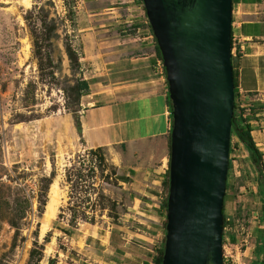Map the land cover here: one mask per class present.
I'll list each match as a JSON object with an SVG mask.
<instances>
[{"label":"rangeland","instance_id":"rangeland-1","mask_svg":"<svg viewBox=\"0 0 264 264\" xmlns=\"http://www.w3.org/2000/svg\"><path fill=\"white\" fill-rule=\"evenodd\" d=\"M155 42L141 0H0V264L81 261L101 248L90 232L101 237L127 224L122 213L148 190L137 164L168 160L169 149L145 141L140 155L122 145L68 147L66 120L81 106L128 100L159 84L147 61ZM240 144L230 130L229 150ZM222 249L223 264L247 261L241 248L225 241Z\"/></svg>","mask_w":264,"mask_h":264},{"label":"water","instance_id":"water-1","mask_svg":"<svg viewBox=\"0 0 264 264\" xmlns=\"http://www.w3.org/2000/svg\"><path fill=\"white\" fill-rule=\"evenodd\" d=\"M171 101L160 264H223L234 83L231 0H141Z\"/></svg>","mask_w":264,"mask_h":264},{"label":"crops","instance_id":"crops-1","mask_svg":"<svg viewBox=\"0 0 264 264\" xmlns=\"http://www.w3.org/2000/svg\"><path fill=\"white\" fill-rule=\"evenodd\" d=\"M230 24V33L240 38L241 48L231 55L234 87L243 92L241 118L249 124L260 160L257 167L243 145L242 150L229 151L224 213L238 217L243 228L240 232L222 230L221 238L222 245L226 241L234 248H241L240 252L247 260L243 264H264V0H231ZM152 55L155 57L147 61L162 81L159 84L149 82L145 90L139 87L137 96L128 100L87 107L80 103L83 108L78 109L76 119L67 116L68 147L81 144L83 148L95 149L122 145L129 154L137 152L140 155L138 149L145 141L169 149L168 87L166 77L162 78V60L156 54ZM75 123L78 127L74 134ZM77 138L79 142H76ZM159 161L156 164L146 158L144 164H137L136 169L146 178L144 186L148 190L139 189L142 198L134 199L133 210L122 213L121 217L122 223L131 224L133 228L128 229L127 224H122L118 230L106 231L101 237L97 230L95 234L90 232V240L98 241L100 251L81 261L70 259L63 264H154L160 247L155 243L161 235L158 218H164L160 204L165 196L162 183L168 163L166 157ZM85 245L90 247L88 243Z\"/></svg>","mask_w":264,"mask_h":264},{"label":"trees","instance_id":"trees-1","mask_svg":"<svg viewBox=\"0 0 264 264\" xmlns=\"http://www.w3.org/2000/svg\"><path fill=\"white\" fill-rule=\"evenodd\" d=\"M230 36H231V33H230ZM155 52H156L157 56L159 57V59L162 60L161 54H160V51H159V49L157 47L156 42H155ZM68 56H69V58H71V54H68ZM163 71H164V67H163ZM164 74H165V71H164ZM233 83H234V81H233ZM166 84H167V81H166ZM77 86H78V91L79 92L83 91L84 94L86 93L85 91L87 89V84H86L85 81H79ZM234 89H235V87H234ZM234 92H235V90H234ZM167 103H168V106H169V115H170V119H171V101H170L169 97H167ZM236 108H237V102H236V97L234 95L233 116H232V119H231V130L234 133L236 139L243 145V147L249 153V156L251 158L252 163L256 164V166L258 167L260 158H259L258 151H257V149H256V147H255V145H254V143H253V141L251 139V136H250L249 124L246 121H244V119L241 118L240 115L236 114ZM169 143H170V133H169ZM168 161H169V157H168ZM167 165H168V163H167ZM229 165H230V162H228V168H229ZM163 183H165L166 185L168 184V167L166 169L165 181ZM163 205L166 208V197L164 199ZM224 209L225 208H224V203H223V206H222V214H223L222 226H223V223H224V218L226 216L225 213H224ZM163 227L165 229V219L163 221ZM163 243H164V236L162 238L160 247L157 249V254L154 257V264H160L161 263V258H162V253H163Z\"/></svg>","mask_w":264,"mask_h":264},{"label":"built area","instance_id":"built-area-1","mask_svg":"<svg viewBox=\"0 0 264 264\" xmlns=\"http://www.w3.org/2000/svg\"><path fill=\"white\" fill-rule=\"evenodd\" d=\"M241 50L240 48V38L236 37L234 35L230 36V55H235V52ZM234 92V95L236 97L237 102V108H236V114L241 116V108H242V100L244 98L243 92L239 87H236ZM241 228H243L241 220L233 215H226L224 218V223L222 226V230L224 231H236L240 232ZM225 257V253H223L222 249V258Z\"/></svg>","mask_w":264,"mask_h":264},{"label":"bare ground","instance_id":"bare-ground-1","mask_svg":"<svg viewBox=\"0 0 264 264\" xmlns=\"http://www.w3.org/2000/svg\"><path fill=\"white\" fill-rule=\"evenodd\" d=\"M54 192V191H53ZM51 198H50V204H49V206H48V211L46 212V214H45V220H46V222L48 221V220H50V217H51V214L53 213V204H54V202H55V199H54V197H53V195H51L50 196Z\"/></svg>","mask_w":264,"mask_h":264}]
</instances>
